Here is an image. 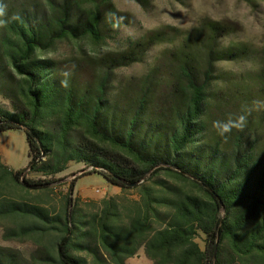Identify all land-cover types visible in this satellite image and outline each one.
<instances>
[{
	"label": "trees",
	"instance_id": "obj_1",
	"mask_svg": "<svg viewBox=\"0 0 264 264\" xmlns=\"http://www.w3.org/2000/svg\"><path fill=\"white\" fill-rule=\"evenodd\" d=\"M133 22L115 0H0V134L23 130L29 158L0 152V228L31 247L0 244V264H264V45ZM91 175L121 194L75 195Z\"/></svg>",
	"mask_w": 264,
	"mask_h": 264
},
{
	"label": "rangeland",
	"instance_id": "obj_2",
	"mask_svg": "<svg viewBox=\"0 0 264 264\" xmlns=\"http://www.w3.org/2000/svg\"><path fill=\"white\" fill-rule=\"evenodd\" d=\"M119 10L133 18L134 26H128L123 36L140 37L146 32L164 26H174L181 30H189L198 26L204 18L221 21L230 25L235 33L229 38L231 41L250 44L254 48L264 45V1L255 5L245 0H143L141 4L131 0H115ZM161 49L156 48L149 57H156ZM62 55L69 53L63 46ZM148 64L138 65L123 71L127 77L141 76L146 72ZM227 68V67H225ZM249 68L247 64L232 65L234 73L244 72ZM0 152L3 161L14 170L27 168L28 142L23 130L0 134ZM83 169L81 165L72 167L60 175L59 178L67 182L75 180L74 174ZM121 194V190L109 186L107 181L99 175H91L78 181L75 195L83 199L102 200ZM136 198L134 193L128 195ZM0 244L29 252V245L9 243L3 239V230L0 228ZM129 264H152L142 250L136 257L129 260Z\"/></svg>",
	"mask_w": 264,
	"mask_h": 264
},
{
	"label": "clouds",
	"instance_id": "obj_3",
	"mask_svg": "<svg viewBox=\"0 0 264 264\" xmlns=\"http://www.w3.org/2000/svg\"><path fill=\"white\" fill-rule=\"evenodd\" d=\"M213 126L218 129V132L220 135H224L225 133H227L231 130L229 124H224L221 122H214Z\"/></svg>",
	"mask_w": 264,
	"mask_h": 264
}]
</instances>
